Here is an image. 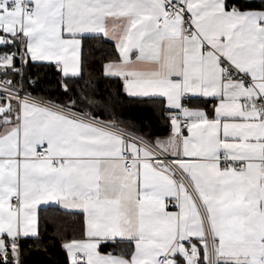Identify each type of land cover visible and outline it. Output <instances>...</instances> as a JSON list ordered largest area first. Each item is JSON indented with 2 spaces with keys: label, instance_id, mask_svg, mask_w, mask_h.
<instances>
[{
  "label": "snow or ice",
  "instance_id": "obj_1",
  "mask_svg": "<svg viewBox=\"0 0 264 264\" xmlns=\"http://www.w3.org/2000/svg\"><path fill=\"white\" fill-rule=\"evenodd\" d=\"M33 256L264 264V0H0V264Z\"/></svg>",
  "mask_w": 264,
  "mask_h": 264
},
{
  "label": "trees",
  "instance_id": "obj_2",
  "mask_svg": "<svg viewBox=\"0 0 264 264\" xmlns=\"http://www.w3.org/2000/svg\"><path fill=\"white\" fill-rule=\"evenodd\" d=\"M31 259H32V264H46L49 258L48 257L36 258L35 256H33ZM52 259H55V257H52Z\"/></svg>",
  "mask_w": 264,
  "mask_h": 264
}]
</instances>
